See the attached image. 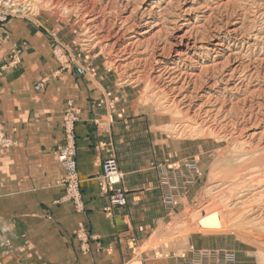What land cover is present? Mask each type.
I'll return each instance as SVG.
<instances>
[{
  "label": "rangeland",
  "instance_id": "374dc122",
  "mask_svg": "<svg viewBox=\"0 0 264 264\" xmlns=\"http://www.w3.org/2000/svg\"><path fill=\"white\" fill-rule=\"evenodd\" d=\"M85 13L97 15L99 25L103 22L105 28L119 26L120 20L128 16L139 24L133 36L143 43L132 54L133 60L140 56L144 59L152 47L175 43L176 37L190 33L202 49L196 51V57L192 58L195 62L187 68H192L193 73L214 63L218 67L224 65L228 73L235 65L251 63L248 70L255 72L244 90L220 82L214 89L212 82L201 87L199 95L224 101L219 120L223 123L227 119L229 126L209 130L203 115L185 116L175 107L168 108L169 95L163 92L157 70L150 62L136 60L135 66L114 68L112 64L121 56L126 57L121 54L118 57L112 47H102L83 28ZM151 19L163 22L161 28L154 29ZM10 20L23 21L32 31L40 33L47 40L55 62V68L37 80L31 91L39 96L63 95L66 89L69 92L58 111L60 143L54 155L62 172L57 186L63 189V194L57 203L71 204L77 216L85 213L82 180L77 171L76 126L80 109L86 106L113 125L109 127L108 143L92 141V147L101 154L99 169L112 159L120 174L115 184H109L101 171L94 177L100 197L105 200L103 216L112 220L116 210L127 207L125 185L132 186L140 177L156 182L145 188L155 187L160 194V208L150 207L157 221L147 234L132 231L126 241L129 259L116 264H264V179L251 173L230 176L243 164L254 161L252 152L264 146V0H0V27ZM131 36L128 34L125 40ZM214 44L222 47L209 51ZM19 64L20 51L16 49L0 68V74L17 71ZM136 66L140 67L141 75ZM73 67H81L85 72ZM217 72L212 74L213 81L222 75ZM63 76L67 82L63 88H55L56 81ZM91 98L93 106L89 105ZM246 119L247 128L239 136L231 122ZM91 127L96 128V124ZM1 133L10 144L0 150L16 146L3 128ZM65 153L72 155L75 173L62 166H67L70 160L67 155L62 162ZM260 155L263 160L253 162L254 170L264 169V153L261 151ZM216 185L219 189H214ZM257 186L261 187L257 191H261L260 195L255 191ZM70 191L74 192L71 197ZM239 199L244 202L238 204ZM218 220L223 222V229ZM75 240L80 252L86 253L89 242L97 238L81 222Z\"/></svg>",
  "mask_w": 264,
  "mask_h": 264
},
{
  "label": "crops",
  "instance_id": "0c3cea01",
  "mask_svg": "<svg viewBox=\"0 0 264 264\" xmlns=\"http://www.w3.org/2000/svg\"><path fill=\"white\" fill-rule=\"evenodd\" d=\"M47 43L23 21L10 20L0 27V68L12 52L20 51L18 70L0 74V123L7 137L16 142L15 147L0 150V264H116L128 260L126 241L132 231L147 234L157 221L150 207L160 208V194L155 187L145 188L156 182L140 177L132 186L125 185L127 207L116 210L112 220L103 216L105 200L94 179L100 174L101 154L92 141L108 143L113 125L86 106L80 109L76 126L77 171L85 213L77 216L71 204L57 203L63 194L57 186L62 172L54 155L60 143L58 111L69 92L39 96L31 91L37 80L55 68ZM63 78L55 88H63L67 82ZM89 100L91 106L94 100ZM93 123L96 128L91 127ZM81 222L97 238L89 242L86 253L80 252L75 240Z\"/></svg>",
  "mask_w": 264,
  "mask_h": 264
},
{
  "label": "bare ground",
  "instance_id": "6f19581e",
  "mask_svg": "<svg viewBox=\"0 0 264 264\" xmlns=\"http://www.w3.org/2000/svg\"><path fill=\"white\" fill-rule=\"evenodd\" d=\"M167 5H168V2H167ZM127 8H128V3L126 2V6L124 7V9L127 10ZM147 13H146V15L148 16L149 13L148 14ZM97 14H99V13H97ZM156 16H158V15H156ZM162 16L160 18H162ZM151 20H153V19H151ZM120 21L121 22L119 23V26H117V27L116 26L114 27V24H113L110 27L105 28L106 26L104 27V25H103L104 23L103 22H102V24H100L101 25V27H100V25H99V17L97 15H87L85 13V15L82 18V22H83V25H84L83 28L85 27L86 31H88L89 33H92L93 36H95L96 40L102 45V47H105V48L112 47L115 50V52H116L118 57H119V54H121V55L126 57V58H124V57H122L120 55L121 59H118L117 62H115V63L112 62V63H114V64H112V66L114 68H117V69L120 68V67L123 68V67H126L128 64L130 65V67L131 66H135L134 65V61H136V60H137V62H142V63L146 62V64L150 62L151 65L153 64V68L155 69V71L157 70L156 71V73L158 74L157 77H158L159 81L161 82V85H162L161 88H162L163 92H165L166 94L169 95L167 97V99H166L167 100V104H168V108L175 107L181 113H184L185 116H187V115L189 116V114H193V116L197 118L200 115H203L204 116V120L202 119L203 117L201 119L203 120V122L205 124L208 125V129L210 128L209 130H214V131L218 130V129H220V130L223 129L224 130L225 128H227L229 126V123H228L227 119H226L227 121L226 120L225 121L222 120L223 123H220L221 121L219 120L220 119V115L222 114L224 101L222 100V103H221L217 99L218 97L215 98L213 96H208V95H207V97H203L202 95H199V94L202 93V91H200V90H201L202 85L208 84L210 82H212V85H211L212 87L213 86L215 87L216 83L220 82V83H224L223 85H225L226 87L233 86V88L237 89V90H241V89L244 90L245 88H248V87H246L245 83L248 80H250V77L252 75H254V72H255V71H253L251 69L248 70V68H250V64H251L250 62H249L250 64H247V65L245 64L246 66H243L242 63H240L238 65H235L234 68L230 71V73H228L229 71L224 70V65H221L220 67H218L217 66L218 63H214L211 66H208V68L205 67V68L199 69L198 73H193L194 71H192V68H191V70H189V69L187 70V68L189 66H191L193 62H195V61L192 62V58L196 57V54H195L196 51L197 50H202V49H201V47L198 46L199 42L197 40L193 39L190 33H185L184 36L176 37L175 38L176 39L175 43L164 45V46L162 45L161 47H155V46L152 47V49H151L152 52H150L148 57L146 56V58H144V59H143V57L140 56V58H137L136 60H133L132 54L134 52H136V50L139 49V46H141L142 43H143V42L140 41V39H138L137 37L133 36V34H136L135 30L138 28L139 24H137L135 21H132L130 16H128L126 18H122ZM154 21L155 20H153V25H155L154 29H157L158 27L162 26L163 22L160 23L158 21H155V22ZM147 24L149 25L150 23L147 22ZM160 28H159V30H160ZM97 30H99V31H97ZM151 30H153V29H151ZM231 31H233V30H231ZM128 34H132L133 37L132 36L130 38L127 37L128 39L125 40V36H127ZM144 34H145V32H144ZM210 47H211V50H209V51L215 52L217 47H222V46L220 44H214V45H212ZM144 51H146V50H144ZM191 52H192V55L190 56ZM136 54H138V53H136ZM142 55H143V53H142ZM228 61L229 60L227 59L226 62H228ZM260 61H262V60H260ZM137 62H136V64H137ZM146 64H145V66H146ZM140 65L141 64L139 63L138 66H140ZM261 65H262V63L259 65V67H261ZM136 68H137L136 71L140 74V72H142L140 67L136 66ZM143 68H144V66H143ZM209 69H211L210 72H209ZM73 70H78V71H80L82 73L85 72L84 69L81 68V67H73ZM217 71H220V73L222 72V75L221 76L219 75L220 77L218 76L219 80L216 79V80L213 81L214 78H213L212 74L213 73H218ZM210 73H211V75H207V74H210ZM137 77H139V76H137ZM137 77H135V78H137ZM155 79H156V76H155ZM214 87H213V89H214ZM208 88L210 89V86H208ZM189 89H191V90H189ZM234 91H236V90H234ZM197 92H199V93H197ZM261 93H262V91H261ZM197 95L199 96V98H197ZM250 95L253 96L252 93ZM248 96H249V94L247 95V97ZM219 98H220V96H219ZM193 99H196L197 102L196 101L194 102ZM199 102H201V103H199ZM239 103L240 102H238V104ZM244 103H245V101H244ZM258 105H256V106H258ZM247 118H249V117H247ZM223 119H225V118H223ZM247 121H248V119L243 120V121L240 120L239 122L236 121L237 123L231 122L233 124V126H231V127H233V129H234L236 134L239 133V136H243L242 135L243 131H244V129L247 128L246 127L247 124L245 125V123H247ZM1 128L2 127H1V124H0V143H1L0 147H6V146H8L10 144V141L3 140V138H2L3 136H2V133H1ZM244 133H246V132H244ZM231 134H232V132H231ZM253 135L255 136L254 133H253ZM262 143H263V141H262ZM249 146L252 148L251 145H249ZM261 151H262V153H264V146H262L261 150L257 149V150L252 152V153L255 154V156H254V161L255 162L258 161V160H263L262 159L263 156L260 155ZM71 152L73 153V151H71ZM67 155H68V157H69V159L71 161H74L72 159V155L71 154H67ZM254 161H251L250 164H248L246 166L243 164V167H241L240 169L237 168L238 171L232 172L230 174L231 178L232 177H235V178L236 177H240L241 175L243 176V174H245V173H251L252 176L253 175H258L259 177L264 179V169L256 168L254 170V168H253V162ZM62 162H63V160H62ZM59 163L61 164L60 161H59ZM62 166L65 169H67L68 171H74L75 170L74 169V164H73V168H72V165L65 166V165L62 164ZM75 171H74V173H75ZM100 171H101L102 176H104V172H103L102 168H100ZM111 171H113V170H110L109 172L111 173ZM251 174H249V175L251 176ZM109 177L110 178L112 177V180L115 179V175H113V176L109 175ZM255 178H257V177H255ZM252 179H254V178H252ZM259 187L257 186V188H255L256 192L258 191ZM214 189H219V186L216 185V188H214ZM260 192L261 191L257 192V194L259 193V195H260L261 194ZM72 194H74V192L70 191L69 192V197H71ZM75 197H77L79 199V196H77V193H76ZM243 202L244 201L242 199H239V201L237 203L238 204H242ZM218 222H219L220 228L223 229L224 228L223 222L222 221L220 222L219 220H218ZM203 224H210V223L209 222L208 223L207 222H203Z\"/></svg>",
  "mask_w": 264,
  "mask_h": 264
},
{
  "label": "built area",
  "instance_id": "2783aa9c",
  "mask_svg": "<svg viewBox=\"0 0 264 264\" xmlns=\"http://www.w3.org/2000/svg\"><path fill=\"white\" fill-rule=\"evenodd\" d=\"M61 158H62L63 161H65V160H67L66 159L67 158V155L64 154V155L61 156ZM67 165H72V168H73V162L71 160H67ZM110 170H113V171H111V173H110L109 172ZM103 172H104V177L107 179V181L109 182V184H115V183H118L119 182V180H120V174L116 170V164H115L114 160L109 159V160H107L104 163ZM109 175L110 176L115 175V179L112 180V177L110 178Z\"/></svg>",
  "mask_w": 264,
  "mask_h": 264
}]
</instances>
